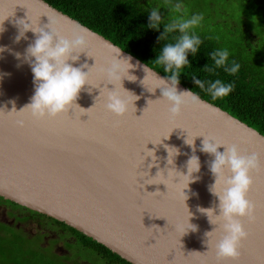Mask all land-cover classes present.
Returning a JSON list of instances; mask_svg holds the SVG:
<instances>
[{
    "label": "water",
    "instance_id": "1",
    "mask_svg": "<svg viewBox=\"0 0 264 264\" xmlns=\"http://www.w3.org/2000/svg\"><path fill=\"white\" fill-rule=\"evenodd\" d=\"M49 17L61 22L68 38L77 26L87 36L85 52L70 63L92 67L91 84L76 101L88 110L73 106L59 116L37 119L30 111H20L35 91L24 59L35 34L29 30L19 42L16 37L20 20L44 27ZM0 28V46L6 49L0 53V108L5 112L0 113V198L65 223L131 264H264V167L251 173L247 198L254 215L243 219L248 237L239 260H216L207 242L218 239L219 230L207 237L217 225L199 211L212 208L220 214L218 198L209 190L215 183L209 167L215 157L199 150L203 136L235 143L242 153H258L264 165L263 135L201 97L197 106L172 118L169 103L159 99L161 89H155V70L43 0H0ZM118 51L117 58L131 56L137 65L130 69L137 79H124L123 86L139 99L123 117L107 110L105 94L114 85L98 71ZM157 76L167 78L158 72ZM178 89L189 90L180 83ZM188 135L195 137L201 169L194 174L199 179L184 189V202L182 185L176 184L179 177L172 179L168 169L187 173L193 154L185 143ZM166 145L180 150L171 165ZM188 211L197 230L183 235L175 225L186 222Z\"/></svg>",
    "mask_w": 264,
    "mask_h": 264
},
{
    "label": "clouds",
    "instance_id": "2",
    "mask_svg": "<svg viewBox=\"0 0 264 264\" xmlns=\"http://www.w3.org/2000/svg\"><path fill=\"white\" fill-rule=\"evenodd\" d=\"M161 8L170 9L167 18H162ZM203 19L202 13L186 15L183 0H166L163 5L152 6L150 11L148 26L159 30L163 25V33L160 36L163 41L168 40L170 36L173 37V42L164 43L155 58L156 63L168 74L167 78L158 77L156 71L151 73L158 81L155 89L160 88L162 92L159 99L169 103V112L172 118L178 117L184 108L197 106L200 103V97L197 93L193 90L181 91L178 89V84L180 83L179 78L183 72L182 70L190 64L189 54L195 57L199 52L202 39L196 28L201 25ZM18 24L17 42L21 38L26 39V33L29 30L35 34L34 42L28 45L24 54V59L29 63L33 73L35 91L31 97V102L20 111H30L32 117L43 119L66 113L73 106L79 107L76 101L85 85L91 84L89 76L92 67H88L86 64L77 67L70 61H78L79 53L85 52L88 47V39L84 34V30L77 26L72 32V38H68L64 34L61 22L58 19L50 18V23L44 27L33 24L32 20L31 24L26 23L24 20H20ZM2 31L3 29L0 28V32ZM5 50L4 46H0V53ZM114 54L116 55H113V58L106 65L100 67L98 71L106 77L108 84L114 85L112 89L107 88L108 91L105 94L107 110L116 116L123 117L129 112L130 107L134 106V101L139 99L138 96L123 86L124 79L129 81L137 79L134 74L130 73V69L137 65L132 63L133 58L131 56L117 58L120 51ZM15 55L18 59L21 56L20 53ZM209 55L215 66L214 69H209V71L222 68L226 73L234 75L241 68L240 63L237 61L232 60L229 62L230 53L226 48H218ZM86 67H88V71L85 72L83 69ZM144 71L147 75L142 81L143 84L148 76L147 67L144 68ZM192 78L195 85L206 91L214 100L227 97L233 91L232 82L225 83L221 79L204 81L197 78V76ZM155 89H149V91H155ZM84 110L87 112L88 109ZM0 113H5L4 109L0 108ZM19 123L23 124V121ZM203 137L199 150L215 157L209 166L215 176V183L210 186L209 190L218 198L220 209L219 215H216L212 208L199 209V211L207 214L212 224L217 225L212 232L206 233V236L209 237V234L216 232L217 229L219 230L218 239L213 238L207 243L209 249L211 248L214 251L218 262L239 260L242 254V242L248 237L243 219H251L254 215V206L247 198V193L253 183L251 173L260 170L264 165H262L258 153H242L239 145L235 143L226 144L215 136ZM194 138H190L188 135L185 140V143L191 146L193 150V154L187 160V173L168 169V176L171 175L172 179L179 177V182L176 184L182 185L180 191L184 202L188 199L184 189H188L191 182L199 179V176L194 174L199 173L201 169L200 158L195 154ZM222 145L225 150L220 152L218 149ZM165 147L168 151L167 162L171 165L174 162V157L180 154V150L167 145ZM148 156H153V159H155L154 155ZM225 169L230 172L227 177L225 176ZM188 213L186 222L175 225L176 230L183 229V235L189 230H197V226L190 222V217L193 214L189 211Z\"/></svg>",
    "mask_w": 264,
    "mask_h": 264
},
{
    "label": "trees",
    "instance_id": "3",
    "mask_svg": "<svg viewBox=\"0 0 264 264\" xmlns=\"http://www.w3.org/2000/svg\"><path fill=\"white\" fill-rule=\"evenodd\" d=\"M43 1L167 77L168 74L156 63L155 58L164 43L173 42V37L170 36L168 40L163 41L160 39L163 33V25L159 30L148 26L152 6L163 5L166 0ZM192 1L183 0V3L198 13V8L192 5ZM253 1L258 0H237L241 10L249 9L251 16L255 17V23L250 22L251 27L248 32L242 36H236L237 39H241L239 42L231 40L229 43H223L217 39L216 33L197 31L202 39V44L195 57L189 54L190 64L184 67L179 80L180 84L189 90H193L203 100L221 108L264 136V46L261 44L262 38L260 36L264 32V14L261 13L263 7L257 6L256 10L251 7ZM244 5L247 8H243ZM169 12L170 9H160L162 18H167ZM251 34L256 35V44L252 43ZM218 48L228 49L230 53L229 62L235 60L240 63L241 68L236 74L226 73L222 68L209 71V69L215 68L209 54ZM193 76L204 81L221 79L225 83L232 82L233 91L227 97L214 100L206 91L195 85ZM0 199L3 200V198ZM6 202L21 207L13 202ZM30 212L34 216L51 220L55 225L63 227L66 232L74 236L76 243L95 251L108 264H131L102 244L65 223L34 211ZM34 251L39 253L38 250H33L30 259L33 258Z\"/></svg>",
    "mask_w": 264,
    "mask_h": 264
},
{
    "label": "rangeland",
    "instance_id": "4",
    "mask_svg": "<svg viewBox=\"0 0 264 264\" xmlns=\"http://www.w3.org/2000/svg\"><path fill=\"white\" fill-rule=\"evenodd\" d=\"M200 3L203 4L198 5ZM184 5L186 15L190 16L196 13L189 6ZM192 5L196 6L197 12L204 16L196 31L216 33L217 39L223 43H229L231 40L239 42L241 39H237L236 36L246 34L251 27L250 22L255 23V17L251 16L249 9L241 10L237 0H193ZM257 6L263 7L261 13L264 14V0L252 2V8L256 10ZM243 8H247L246 5ZM251 35L252 43L256 44V35ZM260 36L262 38L261 44L264 46V32ZM46 224L52 227L51 223L47 222ZM59 231L52 235L60 234L63 236L62 238L70 236L68 233H60ZM70 238L72 237L70 236ZM72 241L75 243V240L72 239ZM19 244L20 240L15 235L11 237V235L0 231V264H58L55 259L50 258V256L49 258L42 256L37 251H34V256L30 259V254L35 248L26 247V249H22ZM66 246L70 248L69 245ZM72 248L76 264H108L95 251L85 248L79 243H75Z\"/></svg>",
    "mask_w": 264,
    "mask_h": 264
},
{
    "label": "flooded vegetation",
    "instance_id": "5",
    "mask_svg": "<svg viewBox=\"0 0 264 264\" xmlns=\"http://www.w3.org/2000/svg\"><path fill=\"white\" fill-rule=\"evenodd\" d=\"M24 207L14 206L0 199V228L1 233H7L20 240L19 246L35 248L42 256L53 258L58 264H76L74 253L71 251L76 239L63 227L55 225L51 220L34 216ZM29 210V209H28ZM47 222L52 227L47 226ZM35 228V229H34ZM60 231H59V230ZM68 233L70 236L62 238L60 234L53 236V233ZM75 240V243H73ZM66 245H69L68 248ZM33 249V250H35ZM33 252V251H32Z\"/></svg>",
    "mask_w": 264,
    "mask_h": 264
},
{
    "label": "bare ground",
    "instance_id": "6",
    "mask_svg": "<svg viewBox=\"0 0 264 264\" xmlns=\"http://www.w3.org/2000/svg\"><path fill=\"white\" fill-rule=\"evenodd\" d=\"M51 6V5H50ZM54 8V7H53ZM59 11V10H58ZM62 13V12H61ZM64 14V13H63ZM68 16V15H67ZM200 97V96H199ZM211 104V103H210Z\"/></svg>",
    "mask_w": 264,
    "mask_h": 264
}]
</instances>
